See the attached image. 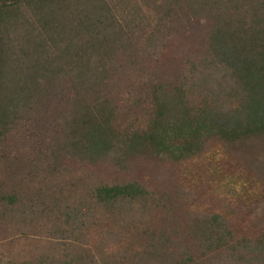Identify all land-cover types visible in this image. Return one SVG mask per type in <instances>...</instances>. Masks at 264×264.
<instances>
[{
    "label": "trees",
    "instance_id": "trees-1",
    "mask_svg": "<svg viewBox=\"0 0 264 264\" xmlns=\"http://www.w3.org/2000/svg\"><path fill=\"white\" fill-rule=\"evenodd\" d=\"M198 30L203 53L189 59L194 67L182 81L169 80L156 51ZM194 87L206 92L200 105L185 101ZM124 94L130 99L121 105ZM145 94L153 114L144 125L130 130L115 121L142 111ZM34 128L36 143L66 131L65 156L92 164L113 155L125 164L146 151L190 156L210 139L264 142V0H0V162L18 151L15 158L24 157L25 132ZM144 187L95 185L87 209L112 208L135 223L134 205L149 195ZM14 195L3 202L18 201ZM74 198L79 213L84 203ZM146 231L135 234L144 239Z\"/></svg>",
    "mask_w": 264,
    "mask_h": 264
},
{
    "label": "rangeland",
    "instance_id": "rangeland-1",
    "mask_svg": "<svg viewBox=\"0 0 264 264\" xmlns=\"http://www.w3.org/2000/svg\"><path fill=\"white\" fill-rule=\"evenodd\" d=\"M203 41L201 30L169 37L156 51V67L166 69L169 80L180 75L182 81L194 67L189 59L203 53ZM124 97L121 105L129 102ZM205 97L194 87L185 101L200 105ZM152 100L145 94L142 111L122 112L115 121L130 130L144 125L153 114ZM52 134L59 136L46 134L39 140L45 142L36 143L31 137H38L39 128L26 131L24 157L15 158L18 151L11 161L0 162L1 169L6 164L3 173H14L0 175V264H264L260 137L251 139L252 145L210 139L180 158L146 151L125 164L115 155L92 164L65 156L59 146L64 134ZM129 181L144 185L149 194L134 205L135 223L113 216L112 208L87 209L93 186ZM10 193L18 201L3 202ZM74 197L84 203L79 213ZM140 227L153 234L146 231L140 239L135 234ZM161 229L171 241L164 242ZM206 239L214 243L207 249Z\"/></svg>",
    "mask_w": 264,
    "mask_h": 264
}]
</instances>
